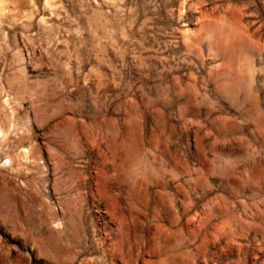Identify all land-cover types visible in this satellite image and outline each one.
Listing matches in <instances>:
<instances>
[{
    "label": "rangeland",
    "instance_id": "obj_1",
    "mask_svg": "<svg viewBox=\"0 0 264 264\" xmlns=\"http://www.w3.org/2000/svg\"><path fill=\"white\" fill-rule=\"evenodd\" d=\"M0 264H264V0H0Z\"/></svg>",
    "mask_w": 264,
    "mask_h": 264
}]
</instances>
